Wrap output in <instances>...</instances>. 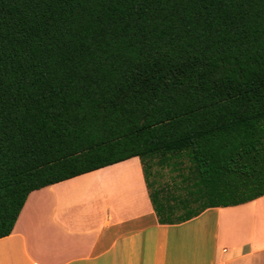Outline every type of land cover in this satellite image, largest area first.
Instances as JSON below:
<instances>
[{"label": "trees", "instance_id": "1", "mask_svg": "<svg viewBox=\"0 0 264 264\" xmlns=\"http://www.w3.org/2000/svg\"><path fill=\"white\" fill-rule=\"evenodd\" d=\"M135 156L162 224L264 195V0H0V238Z\"/></svg>", "mask_w": 264, "mask_h": 264}, {"label": "crops", "instance_id": "2", "mask_svg": "<svg viewBox=\"0 0 264 264\" xmlns=\"http://www.w3.org/2000/svg\"><path fill=\"white\" fill-rule=\"evenodd\" d=\"M264 264V195L159 223L139 157L31 191L0 264Z\"/></svg>", "mask_w": 264, "mask_h": 264}, {"label": "rangeland", "instance_id": "3", "mask_svg": "<svg viewBox=\"0 0 264 264\" xmlns=\"http://www.w3.org/2000/svg\"><path fill=\"white\" fill-rule=\"evenodd\" d=\"M185 167H187V164H185ZM179 172L180 170H173L167 167L153 166L150 179L155 180V183L158 187L161 185H166L165 187L173 188V183L180 178L178 176Z\"/></svg>", "mask_w": 264, "mask_h": 264}, {"label": "built area", "instance_id": "4", "mask_svg": "<svg viewBox=\"0 0 264 264\" xmlns=\"http://www.w3.org/2000/svg\"><path fill=\"white\" fill-rule=\"evenodd\" d=\"M218 264H223V263H218Z\"/></svg>", "mask_w": 264, "mask_h": 264}]
</instances>
